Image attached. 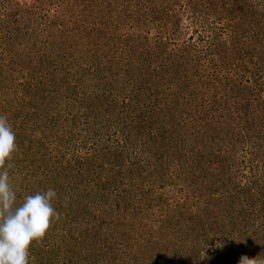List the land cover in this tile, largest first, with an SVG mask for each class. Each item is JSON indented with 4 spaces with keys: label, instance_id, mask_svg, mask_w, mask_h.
<instances>
[{
    "label": "rangeland",
    "instance_id": "1",
    "mask_svg": "<svg viewBox=\"0 0 264 264\" xmlns=\"http://www.w3.org/2000/svg\"><path fill=\"white\" fill-rule=\"evenodd\" d=\"M226 4L0 0V114L18 145L8 161L10 182L21 200L49 188L58 194L59 220L33 242L29 264H240L246 252L264 257V235L260 246L237 245L218 232L225 204L213 206L215 228L199 241L190 230L188 206L216 185L231 188L223 179L238 172L237 164L228 169L209 157L210 149L219 153L225 129L213 120L212 60L201 51L264 43L244 11L240 28L224 16ZM215 34L223 35L218 41ZM47 68L64 80L47 85ZM254 95L263 127L264 88ZM151 132L156 138L143 139ZM180 151L188 158L183 165ZM234 151L220 155L240 163Z\"/></svg>",
    "mask_w": 264,
    "mask_h": 264
},
{
    "label": "trees",
    "instance_id": "2",
    "mask_svg": "<svg viewBox=\"0 0 264 264\" xmlns=\"http://www.w3.org/2000/svg\"><path fill=\"white\" fill-rule=\"evenodd\" d=\"M263 5V0H227V4L221 12L224 13V16L227 15L230 21L238 22V28H240L243 27L241 18H246L242 15L244 11L251 22L249 25L259 26L258 30L264 35ZM222 35L215 34V37H218L219 41ZM237 36L239 35L237 34L235 38ZM201 55V58L207 56V58L210 57L208 59L212 60L210 65L213 72L209 74L211 77L209 84L214 85L212 88H215L214 98L211 100L212 113L216 111L213 114L215 117L213 120L219 124L221 130L225 129L224 139H220L218 142L220 145L219 153L210 149L209 157L212 159V164L222 161L224 168L228 167L229 169L233 166V163L237 164L241 180L236 179V182H234L232 175L238 172L230 171L229 173L231 174H229L228 178L223 179V184L230 185L233 183L234 185L231 188L224 187V185L220 187L216 185L205 195L200 196L198 194L196 202L188 206L190 209L188 216L190 215L191 224H193L190 226V230L194 232L195 238L193 239L196 242L199 241L201 232L207 234L211 229L215 228L211 227L214 221L211 222L212 220L209 219L213 206L225 204L229 213L226 215L220 214L225 219V225L219 228L218 232L224 234L229 243L237 245L246 243L251 245L253 243L256 246L254 243L259 245L260 241L263 240L262 236L259 241L257 239L258 235H264V126L261 127L254 116L255 108H253V105L255 106V103L258 102L254 95L255 91L257 92V89L264 88V74L261 73H264V70L262 71L264 67V43L252 44L251 47H243L242 50L218 48L216 54L215 50L213 52L201 51ZM216 59H220V61L218 62ZM43 68L44 70L46 69L45 67ZM43 76L47 85H54L59 80H64L57 71L48 68L47 71L43 72ZM198 134L205 135L206 131L203 130ZM152 135V132L145 133L143 139L151 142L156 138ZM201 145L205 146V143L201 142ZM184 147H187V145L182 146V148ZM229 150H236L235 156L239 153L242 154L239 160L240 163L235 160H228L230 158L228 156L220 155L222 152L228 155ZM194 151L197 152L196 150ZM180 154L181 159H184L183 161L179 160L181 164L188 158L184 152L180 151ZM196 156L206 157L200 154ZM260 160H262V166L258 164ZM160 175L161 178L164 177L162 173ZM241 200L246 203L247 211L241 212ZM234 205L239 208L235 210ZM198 207H200V210L197 212ZM205 219L209 222H204ZM254 234L257 241L253 240ZM204 237L208 238L207 236ZM211 240L212 238H209L208 241ZM225 242L223 241V243ZM260 248L262 249L260 250L262 256L264 254V244ZM234 251L233 254L232 251L229 253L231 258H236L237 254ZM159 254L157 252L153 253L155 261L161 259ZM244 255L248 257V252L244 253Z\"/></svg>",
    "mask_w": 264,
    "mask_h": 264
},
{
    "label": "clouds",
    "instance_id": "3",
    "mask_svg": "<svg viewBox=\"0 0 264 264\" xmlns=\"http://www.w3.org/2000/svg\"><path fill=\"white\" fill-rule=\"evenodd\" d=\"M18 151L16 133L0 114V264H29L33 242L41 241L59 212L53 188L26 195L21 200L10 182L8 161ZM240 264H264V257H242Z\"/></svg>",
    "mask_w": 264,
    "mask_h": 264
}]
</instances>
